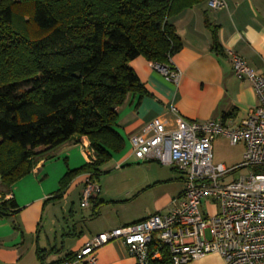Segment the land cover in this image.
<instances>
[{"label":"trees","instance_id":"16d2710c","mask_svg":"<svg viewBox=\"0 0 264 264\" xmlns=\"http://www.w3.org/2000/svg\"><path fill=\"white\" fill-rule=\"evenodd\" d=\"M204 1L0 0V218L18 211L4 198L11 187L65 142L86 137L94 158L68 170L54 197L79 175L97 181L99 167L123 148L118 107L146 94L130 61L169 65L182 46L169 19ZM205 27L221 55L216 27L206 19ZM149 252L161 259L148 264H172L158 242Z\"/></svg>","mask_w":264,"mask_h":264},{"label":"crops","instance_id":"0c3cea01","mask_svg":"<svg viewBox=\"0 0 264 264\" xmlns=\"http://www.w3.org/2000/svg\"><path fill=\"white\" fill-rule=\"evenodd\" d=\"M223 1L224 7L212 9L205 0L169 19L182 43L170 61L181 73L178 86L142 57L130 61L146 94H130L118 107L114 130L121 137L123 148L99 167L100 172L138 163L132 158L129 137L140 133L153 120L165 117L172 122L171 106L187 121H219L234 127L258 105L253 86L235 78L227 52L242 57L256 74L264 73V0ZM205 19L216 27L221 55L210 50L212 36L205 27ZM93 158L86 137L65 142L50 150L30 174L11 187L4 198H12L18 211L11 217L0 218V264H61L91 238L156 213H167L177 205L183 192L182 176L175 179L178 182L173 195L153 199V191L163 181L141 180L118 193L112 189L100 196L99 191L88 207H82L80 198L87 175L83 174L72 180L61 197L55 198L63 175ZM76 204L80 206L78 210ZM37 251H43L42 260ZM96 259L97 264H136L117 240L99 247ZM188 264L225 263L217 254H210Z\"/></svg>","mask_w":264,"mask_h":264},{"label":"built area","instance_id":"2783aa9c","mask_svg":"<svg viewBox=\"0 0 264 264\" xmlns=\"http://www.w3.org/2000/svg\"><path fill=\"white\" fill-rule=\"evenodd\" d=\"M207 4L212 9L225 6L223 0H208ZM227 55L235 78L253 86L258 105L234 127L219 121H187L171 106L172 122L162 117L131 135V155L136 162L154 161L181 174L183 192L177 205L167 213L91 238L61 264H97L96 250L112 240L121 242L136 264L161 259L159 252H149L153 241L168 249L172 264H188L210 254H217L225 264H264V73L256 74L232 51ZM170 61L152 67L178 86L181 73ZM217 137L243 146L240 164L227 169L213 163L212 142ZM245 167L251 170L248 175L225 182ZM98 193L99 186L87 174L81 205L88 207Z\"/></svg>","mask_w":264,"mask_h":264},{"label":"rangeland","instance_id":"374dc122","mask_svg":"<svg viewBox=\"0 0 264 264\" xmlns=\"http://www.w3.org/2000/svg\"><path fill=\"white\" fill-rule=\"evenodd\" d=\"M242 155L243 146L241 144L231 145L229 140L223 137H217L212 142V157L215 164H223L229 169L242 162ZM250 171L247 167L236 170L226 178L225 182H231L246 176ZM105 176L106 178H104ZM180 176L181 174L177 170L172 171L170 167L156 162H133L107 170L101 175L97 185L99 186V195L105 196L107 193L112 192V189L113 193H118L141 182V180H144V182L163 181L162 186L153 191L152 198L154 199L155 197L173 195L177 189L174 184L178 182L175 179L178 180ZM79 207V204H76L77 210Z\"/></svg>","mask_w":264,"mask_h":264}]
</instances>
